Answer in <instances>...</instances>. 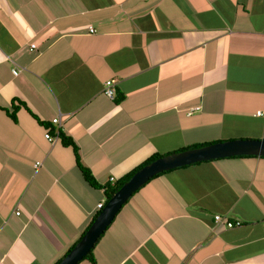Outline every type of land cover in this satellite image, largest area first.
Wrapping results in <instances>:
<instances>
[{"label":"crops","instance_id":"1","mask_svg":"<svg viewBox=\"0 0 264 264\" xmlns=\"http://www.w3.org/2000/svg\"><path fill=\"white\" fill-rule=\"evenodd\" d=\"M49 125L73 138L101 185L156 153L264 138V0H0V264H54L106 200L74 148L46 138ZM94 259L264 264V157L152 178Z\"/></svg>","mask_w":264,"mask_h":264},{"label":"water","instance_id":"2","mask_svg":"<svg viewBox=\"0 0 264 264\" xmlns=\"http://www.w3.org/2000/svg\"><path fill=\"white\" fill-rule=\"evenodd\" d=\"M264 156V138H238L186 148L157 158L137 171L106 202L95 221L58 264H78L96 246L129 199L156 175L168 170L223 157Z\"/></svg>","mask_w":264,"mask_h":264},{"label":"trees","instance_id":"3","mask_svg":"<svg viewBox=\"0 0 264 264\" xmlns=\"http://www.w3.org/2000/svg\"><path fill=\"white\" fill-rule=\"evenodd\" d=\"M18 101V99H14L13 100V111L10 112V115L11 117L16 120L17 119V110L20 108V105H22L21 103L19 104H15L16 102ZM20 102V101H19ZM9 112V110H8ZM61 123V122H60ZM56 124V123H54ZM49 128L47 129V132H50L52 137L53 138H58L59 140L61 139L62 143L66 146H72L74 148V151H75V157H76V160H77V163H78V166L80 167V169L82 170V173L85 177V179L94 187H99V188H104L105 189V192H106V199L107 201L114 195V193L116 191H118L128 180H130L132 178V176L137 172L139 171L141 168H143L144 166H146L147 164L151 163L152 161L156 160L157 158L161 157V156H164L163 154H160V153H156L152 156H150L149 158H147L144 162H142L140 165H138L137 167H135L133 170H131L129 173H127L124 177L120 178V179H117L116 181L114 182H109L107 183L106 185H101L97 180L96 178L94 177L93 173L91 172V170L85 166L83 163H82V160H81V157H80V153H79V148L77 146V144L74 142L73 138L68 136L65 132L62 131L61 128H56L55 126H51L49 125L48 126ZM46 132V133H47ZM46 135V134H45ZM47 138V137H46ZM48 139V138H47ZM49 140V139H48ZM51 142V140H49ZM214 142H217V141H214ZM209 143H213V142H209ZM208 144L207 143H201V144H194V145H191V146H187V147H184V148H181L179 149L178 151L180 150H184L186 148H192V147H197V146H202V145H206ZM174 152H177V151H174ZM173 153V152H172ZM170 154V153H168ZM167 155V154H165ZM242 156H251V157H264V156H258V155H239V157H242ZM174 170V169H172ZM165 173V172H163ZM163 173H160L156 176H159ZM155 176V177H156ZM154 178V177H153ZM128 203V202H127ZM126 203V204H127ZM125 206V205H124ZM100 213V211H98L95 215V217L93 218L90 226L92 225V223L95 221L96 217L98 216V214ZM89 226V227H90ZM87 231V230H86ZM86 231L83 232L82 236L86 233ZM82 236L80 237V239L82 238ZM79 239V240H80ZM78 240V241H79ZM76 241L70 248L67 252H65V255H67L72 249L73 247L77 244ZM62 258L58 259L54 264H58L60 261H61ZM84 259H89L91 260L94 264H96V260L94 259V248L89 252V254L84 258Z\"/></svg>","mask_w":264,"mask_h":264},{"label":"built area","instance_id":"4","mask_svg":"<svg viewBox=\"0 0 264 264\" xmlns=\"http://www.w3.org/2000/svg\"><path fill=\"white\" fill-rule=\"evenodd\" d=\"M94 29L91 28V32H93ZM13 72L15 75H18L21 71L19 69H13ZM104 93L112 100H115L117 98V80L116 79H109L105 82L104 85ZM191 114V112H189ZM54 123H60L61 117L58 116L53 119ZM46 137L51 140L52 143L56 142L58 138H53L50 132L46 133ZM41 164V162H37L35 164V167H38ZM104 201L100 202L98 204L99 208H102L104 206ZM17 214H20V211H17ZM215 219L217 222L219 221H225V224L228 228H235L238 226H241L243 224L242 220H231L230 218H225L222 214H217L215 216Z\"/></svg>","mask_w":264,"mask_h":264},{"label":"clouds","instance_id":"5","mask_svg":"<svg viewBox=\"0 0 264 264\" xmlns=\"http://www.w3.org/2000/svg\"><path fill=\"white\" fill-rule=\"evenodd\" d=\"M116 80H117V79H116ZM58 140H59V139H57V141H58ZM57 141H56V142H57ZM54 143H55V142H54ZM39 162H40V161H39ZM36 163H37V162H36ZM39 166H40V165H39ZM39 166H38V167H39ZM38 167H36V168H38ZM102 202H103V201H102ZM104 202H105V203H104V205H105L106 202H107V199H106ZM103 207H104V206H103ZM103 207H102V208H103ZM102 208H99V210L101 211ZM17 211H20V210H17ZM17 211H16V213H17ZM20 213H21V211H20ZM88 229H89V228H88ZM88 229H87V230H88ZM82 237H83V236H82Z\"/></svg>","mask_w":264,"mask_h":264}]
</instances>
